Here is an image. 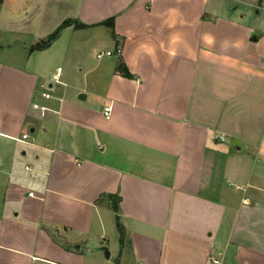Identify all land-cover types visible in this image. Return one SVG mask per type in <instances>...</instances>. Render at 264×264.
Here are the masks:
<instances>
[{
  "label": "crops",
  "instance_id": "obj_1",
  "mask_svg": "<svg viewBox=\"0 0 264 264\" xmlns=\"http://www.w3.org/2000/svg\"><path fill=\"white\" fill-rule=\"evenodd\" d=\"M213 257L264 264V0H3L0 264Z\"/></svg>",
  "mask_w": 264,
  "mask_h": 264
},
{
  "label": "trees",
  "instance_id": "obj_2",
  "mask_svg": "<svg viewBox=\"0 0 264 264\" xmlns=\"http://www.w3.org/2000/svg\"><path fill=\"white\" fill-rule=\"evenodd\" d=\"M2 2H3V0H0V4H2ZM113 21H114L113 19H110L105 24H107L109 27H112ZM72 25H74L78 29L87 27L86 25H83L78 21L67 20L53 34H51L46 40L38 43L35 47H33V50H44V49L49 48L52 45V43L58 38V36L60 35V32L64 28L72 26ZM119 70L122 71L124 76L131 77V75L129 74L127 69H125L123 67V65H119ZM112 208L115 210V212H117V213L119 212V206L117 203H112ZM117 221H118V229H119V232L121 235L120 244H121V248L124 249L125 246L128 244V242H127L126 237H125L124 228L120 223L119 216L117 218Z\"/></svg>",
  "mask_w": 264,
  "mask_h": 264
},
{
  "label": "built area",
  "instance_id": "obj_3",
  "mask_svg": "<svg viewBox=\"0 0 264 264\" xmlns=\"http://www.w3.org/2000/svg\"><path fill=\"white\" fill-rule=\"evenodd\" d=\"M117 53L118 54L121 53V49H118L117 50ZM113 54L114 53L113 52H110V51H107V52L106 51H102V52L98 53L97 57L99 59H101V58H103L105 56H108V57L113 56ZM61 73H62V68H58L57 69V74L53 77V82L54 83L61 84V81H60ZM50 98H51V95L50 94H45V99L48 100ZM34 109L40 111L42 117H45L46 113L49 111V108L48 107H46V106H40L39 104H35L34 105ZM104 114H105L106 119L107 120H110L111 114H112V107H106L104 109ZM212 262L214 264H220V262L216 258H214V257L212 258Z\"/></svg>",
  "mask_w": 264,
  "mask_h": 264
},
{
  "label": "rangeland",
  "instance_id": "obj_4",
  "mask_svg": "<svg viewBox=\"0 0 264 264\" xmlns=\"http://www.w3.org/2000/svg\"><path fill=\"white\" fill-rule=\"evenodd\" d=\"M62 68H64L67 72L70 71L71 67H66V66H61ZM56 68V67H55ZM64 80V79H63ZM59 86L54 85V89L52 90V92H55V90L58 88ZM49 88V87H47ZM50 89V88H49ZM110 252V250H109Z\"/></svg>",
  "mask_w": 264,
  "mask_h": 264
},
{
  "label": "water",
  "instance_id": "obj_5",
  "mask_svg": "<svg viewBox=\"0 0 264 264\" xmlns=\"http://www.w3.org/2000/svg\"><path fill=\"white\" fill-rule=\"evenodd\" d=\"M107 256L109 257V253H107Z\"/></svg>",
  "mask_w": 264,
  "mask_h": 264
}]
</instances>
